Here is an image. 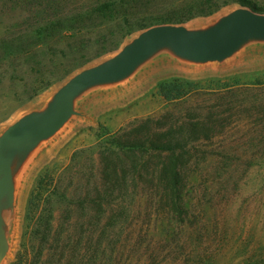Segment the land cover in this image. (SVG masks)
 <instances>
[{"label":"rangeland","instance_id":"374dc122","mask_svg":"<svg viewBox=\"0 0 264 264\" xmlns=\"http://www.w3.org/2000/svg\"><path fill=\"white\" fill-rule=\"evenodd\" d=\"M246 1L0 0V135L44 111L60 85L147 27L206 30L238 7L264 13V0ZM105 2L113 3L108 14L66 37L45 28ZM71 40L78 48L61 54V43ZM173 79L195 89L168 101L160 83ZM73 109L53 134L12 159V189L1 200L0 264H264V38H249L220 60L159 46L127 75L82 89ZM210 113L220 121L210 123ZM206 119L211 130L187 125ZM167 129L210 135L182 159L183 216L160 181L167 151L109 154L114 136L153 138ZM113 163L116 174L107 167ZM47 211L51 235L37 250L35 229ZM99 234L106 247L94 242ZM115 234L124 253L114 259Z\"/></svg>","mask_w":264,"mask_h":264},{"label":"water","instance_id":"95a60500","mask_svg":"<svg viewBox=\"0 0 264 264\" xmlns=\"http://www.w3.org/2000/svg\"><path fill=\"white\" fill-rule=\"evenodd\" d=\"M264 38V13L238 7L206 30H191L184 25L160 23L147 27L114 56L74 74L54 93L42 112H31L8 125L0 135L1 200L12 189V159L24 154L39 140L53 134L74 113V97L85 87L127 75L139 62L162 45L178 55L198 60H220L230 55L249 38ZM6 238L0 215V261Z\"/></svg>","mask_w":264,"mask_h":264},{"label":"trees","instance_id":"16d2710c","mask_svg":"<svg viewBox=\"0 0 264 264\" xmlns=\"http://www.w3.org/2000/svg\"><path fill=\"white\" fill-rule=\"evenodd\" d=\"M240 2H243L244 4H248L246 0H239ZM113 3L111 2H105L98 5L96 8L91 10L90 12H84V13H78L73 17H67L59 19L53 23H49L45 25L46 29L56 31L57 34H60L59 36L66 37L67 34H64L66 31H74L77 27H83L84 24L90 20L91 18H100L102 16H105L108 14V11L112 9ZM215 9H218L216 7ZM214 9V10H215ZM110 19H112L110 17ZM99 33V32H98ZM106 33H100V35H105ZM79 40H71L67 41L66 43L62 42V46L60 47L61 54H65L75 47L78 48ZM31 49V48H30ZM31 51V50H30ZM194 84L189 81H181L178 79L173 80H164L160 83V94L166 100L171 101L178 99L189 92H191L195 87H193ZM262 112L263 109H261ZM210 123H218L220 121L217 119L212 118V114L210 113L209 118H207ZM206 120H195L190 121L187 123V125H190L191 127L189 129H192L194 132L200 131V130H211L210 127L206 124ZM150 119H148L149 121ZM264 124V123H263ZM182 125H178L177 128H181ZM172 127V126H171ZM176 127L174 126V129ZM176 128V129H177ZM171 130H166L162 133H160L159 136L155 137H147L142 138L137 134L128 133L127 136H114L111 138L110 146L112 149L110 150L109 154H113L116 156V158H120V154H134L138 155V157H142V152L146 150H154V151H167V160L162 164L160 169V181H163L164 189H165V196L170 203L172 210L175 212H178L180 216H183V207H182V199L179 195L180 193V181H181V171L180 168L182 166V159L184 155H188V152H190L200 139H209V136L207 132L204 133L203 138H201L199 135H194L191 137H186L183 135H175L173 132L171 133ZM138 131V130H137ZM136 131V132H137ZM135 132V133H136ZM194 150V149H193ZM192 150V151H193ZM110 160V159H108ZM107 160V161H108ZM114 164V163H113ZM136 166V165H135ZM108 170L110 172H113L116 174L117 166L114 164L112 167L110 165L107 166ZM110 172H108L106 175H109ZM48 214H43L39 216V225L36 227V234L39 237V244L38 249H40L43 242H48L49 237L51 235V216L50 211H47ZM101 235H97L94 242H98L99 244H102V247H106L105 244L102 243V239H100ZM112 238L111 243L114 242V248L117 247V239L118 235L115 234V236H110ZM100 240V241H99ZM100 244V245H101ZM96 247H98V243H96ZM98 249V248H97ZM103 250V248H102ZM120 249L116 250V253L114 255V259L116 257L120 258V255L124 253V251L121 249V252L119 253ZM38 254V253H37Z\"/></svg>","mask_w":264,"mask_h":264}]
</instances>
